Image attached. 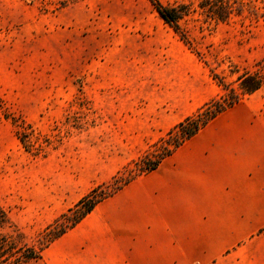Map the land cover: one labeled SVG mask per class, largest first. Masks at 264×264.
<instances>
[{
    "label": "rangeland",
    "instance_id": "1",
    "mask_svg": "<svg viewBox=\"0 0 264 264\" xmlns=\"http://www.w3.org/2000/svg\"><path fill=\"white\" fill-rule=\"evenodd\" d=\"M160 1L193 10L201 2ZM244 2L259 17L215 23L193 13L181 22L184 38L150 0H0V234L9 246L39 251L81 198L132 176L149 152L159 157L178 123L223 101L215 75L237 88L240 75L264 64V0ZM203 131L242 133L262 160L264 86ZM261 200L257 189L250 233L224 237L209 264H264ZM91 222L25 264H111L110 243L100 260L80 245Z\"/></svg>",
    "mask_w": 264,
    "mask_h": 264
},
{
    "label": "crops",
    "instance_id": "2",
    "mask_svg": "<svg viewBox=\"0 0 264 264\" xmlns=\"http://www.w3.org/2000/svg\"><path fill=\"white\" fill-rule=\"evenodd\" d=\"M203 130L98 205L80 245L100 260L110 243L111 264H209L224 237L250 233L257 189L264 202V153L257 162L256 140L242 133Z\"/></svg>",
    "mask_w": 264,
    "mask_h": 264
},
{
    "label": "trees",
    "instance_id": "3",
    "mask_svg": "<svg viewBox=\"0 0 264 264\" xmlns=\"http://www.w3.org/2000/svg\"><path fill=\"white\" fill-rule=\"evenodd\" d=\"M150 1L159 16L177 33L181 34V22L191 17L193 13L202 16L205 22L215 23H228L235 17L244 16L246 12L255 17H259L260 15L259 9L254 4L246 3L244 0H201L198 9L195 10L189 4L182 3L168 6L164 5L160 0ZM215 78L218 79L220 85L227 92L223 101L213 100L193 115L178 123L168 133L167 139L163 138L161 140L162 150L159 157L149 160L148 157L153 156V153L149 152L145 158L136 163L132 176L115 180L109 190L96 188L81 198L67 213L63 214L61 218L47 229L42 248L39 251L22 248L17 250L16 247L9 246L6 239L1 237L0 234V264H25L40 259L42 251L45 248L79 225L98 205L118 193L138 176L156 170L162 160L171 155L184 142L197 135L218 116L238 105L244 97L253 95L259 91L264 86V64H261L260 68L254 73L246 72L240 75L237 88H234L231 84H226L219 75H215ZM3 220H5V217L2 215L0 216V230L5 224Z\"/></svg>",
    "mask_w": 264,
    "mask_h": 264
}]
</instances>
